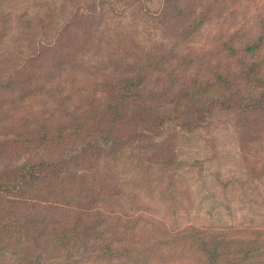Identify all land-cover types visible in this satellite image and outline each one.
Instances as JSON below:
<instances>
[{
	"label": "trees",
	"instance_id": "1",
	"mask_svg": "<svg viewBox=\"0 0 264 264\" xmlns=\"http://www.w3.org/2000/svg\"><path fill=\"white\" fill-rule=\"evenodd\" d=\"M182 1L19 0L28 9L0 16V264H115L121 254L129 264H146L160 255L142 248L125 254L113 243L122 236L106 232L121 216L100 220L99 210L115 194L179 176L174 143L166 151L159 134L132 143L146 125L160 128L165 115L176 116L181 95L193 96L173 82L171 110L139 106L137 89L149 68L166 69L157 56L169 52L177 61V46L229 0H208L199 10ZM257 23L256 36L239 40L247 54L264 44V22ZM238 35L244 37L241 26L220 34L217 46L235 53ZM259 69L248 64L245 73L264 98ZM219 71L217 85L226 82ZM206 93L204 87L198 100ZM165 156L172 177L164 175ZM105 197L106 206L97 200Z\"/></svg>",
	"mask_w": 264,
	"mask_h": 264
},
{
	"label": "rangeland",
	"instance_id": "2",
	"mask_svg": "<svg viewBox=\"0 0 264 264\" xmlns=\"http://www.w3.org/2000/svg\"><path fill=\"white\" fill-rule=\"evenodd\" d=\"M207 1L182 2L199 10ZM218 5L192 38L177 46L182 56L176 61L174 54H159L157 62L166 69L149 68L145 83L137 89L139 106L162 104L160 112L172 109L167 95L173 82L175 87L183 85L181 93L193 95L178 99L179 118L165 115L161 129L146 125L148 131L132 143H147L158 134L164 136L166 151L174 143L182 162L179 176L145 183L140 192L115 194L109 198L111 206L99 210L100 220L113 213V217L121 216L106 232L122 236L113 243L122 245L125 254L138 248L154 254L160 251L146 264H203L207 258L210 264H264V98L262 89L253 88L245 73L248 64L264 73V44L251 55L240 48L239 41L256 36L255 23L264 22V0H229ZM21 7L27 6L19 0H0V16H19ZM236 26L242 27L244 37L237 36L239 48L229 54L216 42L220 34ZM11 40L3 44L5 50L13 45ZM111 68L104 72L112 74ZM218 70L226 79L220 85L215 83ZM204 87L207 93L198 100ZM193 103L196 108L190 107ZM161 161L164 175L172 177L168 157ZM97 200L104 206L109 202L106 197ZM106 255L119 257L118 253ZM121 258L115 264H129L124 255Z\"/></svg>",
	"mask_w": 264,
	"mask_h": 264
}]
</instances>
